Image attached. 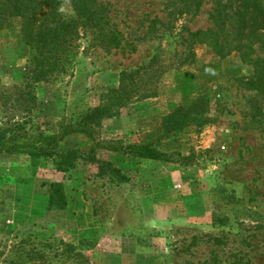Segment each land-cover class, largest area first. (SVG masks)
<instances>
[{"label":"rangeland","instance_id":"374dc122","mask_svg":"<svg viewBox=\"0 0 264 264\" xmlns=\"http://www.w3.org/2000/svg\"><path fill=\"white\" fill-rule=\"evenodd\" d=\"M100 1L118 44L80 34L65 72L30 87L18 20L0 27V126L51 132L123 79L146 95L101 119L96 139L151 142L175 160L92 147L82 133L60 143L92 147L94 160L66 171L0 154V264H264V89L236 50L185 39L211 25L213 1L189 11L173 0ZM251 17L263 32L264 2ZM252 48L264 59L263 42ZM177 105L193 120L162 136L160 118ZM51 182L61 208L47 206Z\"/></svg>","mask_w":264,"mask_h":264},{"label":"trees","instance_id":"16d2710c","mask_svg":"<svg viewBox=\"0 0 264 264\" xmlns=\"http://www.w3.org/2000/svg\"><path fill=\"white\" fill-rule=\"evenodd\" d=\"M212 1L208 14L211 25L189 30L186 41L206 43L214 54L222 55L236 50L242 61L252 65L253 75L258 82L256 87L264 89V59L250 57L253 43H264V31H258L259 26L251 17L264 0ZM176 2L180 9L189 11L192 8L196 10L201 0H173L171 6ZM12 18L18 20L20 38L28 47L22 69L25 87H30L33 82H49L65 72L68 57L80 34L86 35L88 43L93 46L111 47L118 44V30L100 0H0V27ZM155 21V18L151 20ZM145 95L131 82L121 79L116 86H109L101 92L96 104L77 113L73 119L60 122L51 132L28 131L17 124L2 125L0 154L20 153L49 159L59 171L68 170L78 160H94L90 152L92 147L120 151L143 159L173 161V153L157 149L151 142H101L95 137L101 119L114 116L120 107L133 98ZM192 120L193 116L183 106H174L160 118L162 136L183 129ZM71 133H82L90 139L92 147L88 152L60 143L64 136ZM49 186L47 206L51 209L61 208L64 196L59 183L51 182Z\"/></svg>","mask_w":264,"mask_h":264}]
</instances>
